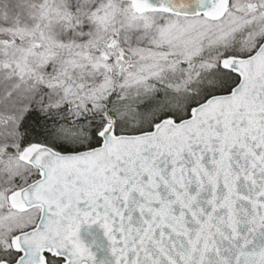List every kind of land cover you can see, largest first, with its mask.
<instances>
[{"label":"snow or ice","instance_id":"obj_1","mask_svg":"<svg viewBox=\"0 0 264 264\" xmlns=\"http://www.w3.org/2000/svg\"><path fill=\"white\" fill-rule=\"evenodd\" d=\"M0 264H264V0H0Z\"/></svg>","mask_w":264,"mask_h":264}]
</instances>
